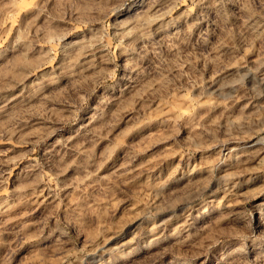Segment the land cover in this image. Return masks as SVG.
<instances>
[{
    "label": "rangeland",
    "instance_id": "obj_1",
    "mask_svg": "<svg viewBox=\"0 0 264 264\" xmlns=\"http://www.w3.org/2000/svg\"><path fill=\"white\" fill-rule=\"evenodd\" d=\"M0 264H264V0H0Z\"/></svg>",
    "mask_w": 264,
    "mask_h": 264
},
{
    "label": "bare ground",
    "instance_id": "obj_2",
    "mask_svg": "<svg viewBox=\"0 0 264 264\" xmlns=\"http://www.w3.org/2000/svg\"><path fill=\"white\" fill-rule=\"evenodd\" d=\"M135 2H128V4H127V8H128V10H129V12H130V10H134V9H136V7H134L135 6V4H134ZM138 6V5H137ZM140 6V5H139ZM138 9V8H137Z\"/></svg>",
    "mask_w": 264,
    "mask_h": 264
}]
</instances>
